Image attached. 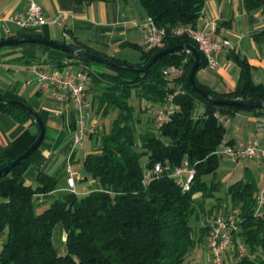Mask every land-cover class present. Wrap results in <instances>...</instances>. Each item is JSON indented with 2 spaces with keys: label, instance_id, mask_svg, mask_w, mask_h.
<instances>
[{
  "label": "trees",
  "instance_id": "1",
  "mask_svg": "<svg viewBox=\"0 0 264 264\" xmlns=\"http://www.w3.org/2000/svg\"><path fill=\"white\" fill-rule=\"evenodd\" d=\"M137 1L157 25L168 31L161 48L145 51L142 45H134L141 52L140 63L166 47L188 43L198 49L189 36L174 35L171 30L187 25L197 27L207 0ZM245 6L254 11L264 7V0H245ZM72 44L104 54L81 41ZM44 47L54 55L38 60L41 65L62 68L66 60L83 68L102 65L101 71L90 70L93 103L101 121L112 112L116 116L108 132L103 127L97 136L89 137L93 148L85 159L74 160L79 162L82 181L94 184L88 193L65 190L37 211L38 197L53 193L60 182L55 174L40 172L36 184H27L24 175L41 156L40 147L0 176V264H193L189 257L197 245L206 242L210 220L230 208L241 212L238 235L247 247V253L236 264H264V213L255 214V196L261 185L254 173L247 169L244 177L226 187L224 197L217 194L222 188L217 178L224 158L218 149L227 129L215 116L221 112L234 117L241 110L260 114L264 108L218 105L207 100L189 84L188 73L194 59L188 53L166 54L148 70L138 73ZM199 54L197 74L206 67L204 54L200 51ZM234 58L240 68L234 89L216 91L202 83L196 74L197 85L222 99L264 100V83L253 80L249 61L237 53ZM28 63L32 65L33 61ZM169 65L182 67L183 75L176 80L165 76L164 69ZM176 83H183L185 94L176 93ZM170 95H174L180 110L159 130L155 131L153 124L140 130L141 119L132 98L137 96L147 102V109L151 110L165 103ZM0 110L21 123L33 122L21 107L0 104ZM75 127L72 113V128ZM186 159L196 168L190 191H183L168 173L143 186L144 163L180 166ZM11 160L0 155V167ZM212 198L218 203L205 209V200ZM194 219L203 220L193 225ZM60 224L66 233L62 245L66 244L67 252L64 249L60 252L54 241Z\"/></svg>",
  "mask_w": 264,
  "mask_h": 264
},
{
  "label": "crops",
  "instance_id": "2",
  "mask_svg": "<svg viewBox=\"0 0 264 264\" xmlns=\"http://www.w3.org/2000/svg\"><path fill=\"white\" fill-rule=\"evenodd\" d=\"M30 1H35L44 8L48 22L44 26L31 28H19L14 23H8L12 36L40 34L70 44L81 41L98 52L125 61V58L118 56L120 50L127 47L137 49L134 45L143 46V32L136 23L147 14L143 7L142 9L136 7L131 0H87L83 3H78L77 0H0V16L25 13ZM207 19L217 21L218 35L229 38L235 48L223 54L215 70L203 69V75L199 80L219 92L234 89L240 76V68L234 58V54L237 53L249 61L253 79L256 81L255 75L264 73V7L248 11L245 0H207L197 27L204 28ZM50 55L53 56L54 52L36 43L0 49V94L28 102L41 114L47 127L44 142L40 146L41 156L28 168L24 178L27 184H36L40 172L55 174L60 178L57 190L38 197L37 211L47 207L53 197L65 191L67 187L66 165L74 147L73 112L67 110L62 116L56 115L54 98L40 91L29 72L17 70L29 66L30 60L34 65L38 64V60H44ZM42 65L51 67L50 64ZM93 95L94 93L90 91L89 98L92 101ZM259 112L254 110L237 112L231 117L232 122L227 129L226 138L234 142L239 139L248 141L262 137L264 111L260 114ZM99 121L102 126L100 118ZM38 133L39 128L35 123L31 121L21 123L8 112L0 110V155L14 159L33 143ZM92 146L93 142L87 140L85 146L77 150L74 160L79 161L86 157ZM83 150L85 154L81 156L80 151ZM75 164L81 174L77 183L79 194H86L88 193L86 189L90 187L89 183L80 181L83 174L79 163ZM244 165L243 177L248 169L254 173L262 187L263 162L253 160L244 162ZM59 237L66 238L62 228L59 230Z\"/></svg>",
  "mask_w": 264,
  "mask_h": 264
},
{
  "label": "built area",
  "instance_id": "3",
  "mask_svg": "<svg viewBox=\"0 0 264 264\" xmlns=\"http://www.w3.org/2000/svg\"><path fill=\"white\" fill-rule=\"evenodd\" d=\"M48 22L44 8L35 1H30L25 13H14L8 17L0 16V39L12 36L8 23H14L19 28H31L44 26ZM143 32V48L151 51L164 46V39L167 29L157 25L153 17L145 16L136 23ZM218 23L214 19H207L204 28L191 25L173 28L174 35H187L195 41L198 50L206 58V70H215L220 63V58L228 50L234 49V43L227 37L219 36L217 33ZM62 68L48 67L41 64L23 66L18 72H29L37 82L40 91L49 94L54 98L56 106L54 112L62 116L67 110L74 114L76 127L73 130V149L67 161V187L66 191L79 194L77 183L81 178L80 171L76 168L74 155L78 149L85 146L91 135L97 136L102 127L96 113V106L89 98L93 76L89 69L77 67L66 60ZM184 73L182 67L169 65L164 69V75L176 80ZM177 92L185 94L183 83H176ZM180 110L175 103L174 95H170L163 104L156 105L151 109L153 129L159 130L168 123L173 115ZM216 118L228 129L232 119L229 115L216 112ZM218 153L227 157L232 164L259 160L264 165V135L252 140L239 139L231 142L226 138L221 141ZM85 157L82 159L84 160ZM143 186L147 187L154 177L163 173L173 178L183 191H190L196 176V168L185 160L180 166H171L163 162H156L148 166L143 164ZM255 214L264 213V184L256 193ZM241 212L238 208H230L227 211L218 213L210 221V231L207 236V246L210 251L213 264H226V257L229 251L236 250L234 259L237 263L246 253L247 247L243 239L238 235L241 227Z\"/></svg>",
  "mask_w": 264,
  "mask_h": 264
},
{
  "label": "water",
  "instance_id": "4",
  "mask_svg": "<svg viewBox=\"0 0 264 264\" xmlns=\"http://www.w3.org/2000/svg\"><path fill=\"white\" fill-rule=\"evenodd\" d=\"M25 43H36V44L48 46L62 52H67L75 57L85 58L94 62L102 63L105 65L124 69L131 72H138V73H142L148 70L153 65V63L161 56L173 52L188 53L194 59V63L190 67L188 73L189 84L196 92L204 96L207 100L218 105H235L245 108H251V107L264 108L263 99H222L199 87L196 83V74L200 66L201 57L198 49L194 45L188 43L160 49L159 51L154 53L147 61L138 64H131L125 60H121L116 57H112L100 53H94L81 46L51 39L49 37L40 34H18V35L2 38L0 39V49L5 47L17 46ZM0 104L15 105L21 107L28 113L32 121L36 123V125L39 128V133L36 136L33 143L23 153L12 159L6 165L0 167V176H1L5 173H8L13 167L21 164L30 155H32L37 150V148L40 147L42 141L45 138L47 127L41 114L33 106H31L29 103H27L22 99L5 97L0 95Z\"/></svg>",
  "mask_w": 264,
  "mask_h": 264
},
{
  "label": "rangeland",
  "instance_id": "5",
  "mask_svg": "<svg viewBox=\"0 0 264 264\" xmlns=\"http://www.w3.org/2000/svg\"><path fill=\"white\" fill-rule=\"evenodd\" d=\"M131 1H132V3H134L136 5V7L138 6L139 8L142 9L141 4L137 0H131ZM118 56H121L120 58H125L126 61L128 63H131V64H138L136 62H140V51L138 49H134L131 47H127V48L120 50V53L118 54ZM122 60H124V59H122ZM72 62L75 63L74 60H72ZM86 68L91 70V71H94V70L101 71L104 69L103 66L100 64H92V65L86 66ZM201 75H203L202 70H200L198 72V74H197L198 78H201ZM255 80H256L255 81L256 83H262V82L264 83V73H262V74L259 73L258 75H255ZM132 103L135 105V107L137 109V115L141 119V121H140L141 123H140V127H139L140 130H144V127H147V125H152L153 124L152 111L150 109H147L148 103H146L143 100H140L137 96H134L132 98ZM242 111H246V110H242ZM115 116H116V112H112L109 116H107L102 121V124H103L102 129L104 127L105 131L108 132L110 130L112 120L115 118ZM92 148H93V146H92ZM91 150H89V151H91ZM84 154H85L84 150L80 151L81 156H83ZM229 161L230 160L227 157H224L222 164H221V167L218 171L217 180L222 182V188H221L220 192H217V194L221 195L223 197H224L226 187L228 185H230L231 183H233V182H235V181H237L243 177V169L245 167L244 162L232 164ZM225 166H229L231 169L227 168ZM261 170L264 173V165H262ZM82 179L80 181H82ZM88 183H89L90 187L88 189H86V191H89L91 187H94V184L92 181H88ZM60 193H62V192H60ZM196 197H198V194L196 195ZM216 203H218V201L215 198L205 200V202H204L205 209L206 208L207 209L212 208V206ZM221 212H224V211L221 210L220 213ZM202 220L197 221L194 219V220H192V224L193 225L194 224H200V223H202ZM61 228L63 229V226L61 224L59 226H57V228L55 230L54 241H55V244L58 246L60 252H62L63 249L67 252L66 244H64V246L62 245L63 241H64V240H62L63 238L59 239L60 238L59 237V230ZM1 245H2V238H0V249H1ZM236 253H237L236 250H233V249L231 251H229V253L227 254V257H226V259H227L226 264H234L236 262V258L234 259V257H235L234 255ZM189 260L193 264H213L212 259H211V255H210V251H209L208 246H207V240H206V242L200 243V245H197L196 249L192 252L191 256L189 257Z\"/></svg>",
  "mask_w": 264,
  "mask_h": 264
}]
</instances>
